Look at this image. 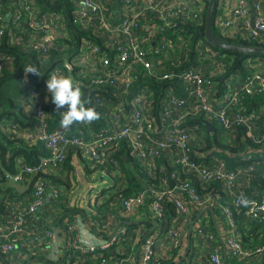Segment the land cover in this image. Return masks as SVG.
Here are the masks:
<instances>
[{
  "label": "built area",
  "instance_id": "obj_1",
  "mask_svg": "<svg viewBox=\"0 0 264 264\" xmlns=\"http://www.w3.org/2000/svg\"><path fill=\"white\" fill-rule=\"evenodd\" d=\"M5 1L0 0L2 13ZM15 1L17 8L9 17L13 32L7 35L8 44L21 52L36 53L43 65L51 49L57 52L65 49L55 42L52 34L70 37L69 28L63 26L65 11L57 8L53 12L33 13L35 0ZM115 1L71 0V20L82 33L75 52L63 55L51 73L38 82L39 87L29 83L26 86L25 94L33 101L36 123L21 128L13 124L10 133L15 139L18 134H29L34 144L43 145L45 155L33 165L18 157L14 172H0V203L5 207L4 222L0 223V256L5 258L4 264H12L20 248L34 258L43 253L57 258V253L64 250L58 264H133L135 257L136 264H160L159 242L169 236L168 248L180 251L183 219L193 212L219 207L222 197L214 189L206 195L198 193L190 178L182 176L185 168L202 182H220L223 191L231 196L233 207L245 204L244 222L258 223L264 234V197L247 200L238 184V180L249 182L259 172L255 164L230 169L216 153H204L200 144L204 134L192 125L197 118H203L210 129L220 127L224 138L237 126H244L249 135L260 114L245 115L242 98L264 94V59L248 58L249 73L244 78L238 74L230 76L221 96L220 82L207 74L206 69L222 66L225 56L213 50L204 38L181 31L184 24L196 27L205 24L209 0H120L123 14L120 17L113 15ZM36 8L38 11L40 6L36 4ZM25 16L27 22L23 21ZM214 16L213 27L224 37H235L233 26L239 22L243 29L239 32L247 40L264 43V0H252L251 6L247 0H235L231 7L218 0ZM4 34L0 27V39ZM13 66L14 57L0 53V77ZM53 72L71 76L81 86L82 93L86 90L87 95L91 94L92 104L101 110L103 119L98 129L86 123L63 129L59 122L51 127L43 94ZM164 81L165 87L155 85ZM60 112H57L59 117ZM122 149L127 150L130 161L150 179H156V161L166 159L167 168L177 169L166 173L162 165L159 172L165 178L160 179V186H146L126 199L107 203V197L115 190L97 196L96 204L105 203L108 207L105 213L90 209L89 214L82 212L71 216L72 219L64 218L66 235L61 242L55 224L57 215L52 213L50 218H45V212L54 209L57 212L56 206L71 207L72 201L64 202V198L72 192L65 186L58 187L54 176L72 153L82 162V166L76 164L72 168L77 181L85 179L86 166L120 185L122 167L114 156ZM250 160L254 162L249 155L243 158L245 163ZM169 180L174 181L173 188L169 187ZM86 181L90 183L87 177ZM20 184L31 187V193L22 198L5 193ZM167 204L172 205L176 215L169 222L165 219ZM144 205L148 208L153 232L139 241L142 232L130 230L123 223L139 215ZM220 208L228 256L238 261L261 256L264 240L258 248L246 247L239 236L232 208L228 205ZM202 226L197 232L205 233L210 243L208 263L222 264L215 235L205 232Z\"/></svg>",
  "mask_w": 264,
  "mask_h": 264
},
{
  "label": "trees",
  "instance_id": "obj_2",
  "mask_svg": "<svg viewBox=\"0 0 264 264\" xmlns=\"http://www.w3.org/2000/svg\"><path fill=\"white\" fill-rule=\"evenodd\" d=\"M36 4L40 6L42 10H48L49 12H53V10L57 8H63L65 11V20L63 22L64 27H68L70 31V37L68 39L62 38L61 43L65 46V49L61 52L54 51L51 49L49 51L48 59L45 64L41 65L40 60L37 58L36 53H25L17 50V48L8 44V37L5 33L0 39V53L10 54L14 57V66L10 69L4 70L2 76L0 77V172L9 171L14 172L15 161L18 157L24 159V161L33 165L38 162L39 158L45 155L44 147L41 143L29 144L25 143L19 139H15L10 137L1 127L2 121L5 119H9L11 117H15L17 122L21 124L22 127H31L36 121L33 117H28L24 114L22 107L19 105V101L23 97L24 90L20 88L21 78L23 80L24 67L28 65H35L40 70V76H33L28 74L29 83L31 85H36L35 87H39V81H43L53 70V68L57 65V63L61 60L62 56L65 54H72L75 52L77 48V43L80 37L82 36L79 28L72 22L70 10L72 7L71 0H56V1H45V0H35ZM39 8V9H40ZM38 9V12H39ZM215 18V16H214ZM181 31L183 33L192 34L194 36L204 38V25L200 27L193 26L191 24H184L181 27ZM213 32L218 39L238 43L248 46H262L264 47V43L247 40L243 33L239 32L237 37L227 38L221 35L218 29L214 26ZM212 48V47H211ZM222 55L225 56L224 62H221L222 66L219 68L207 67L206 73L212 76L216 82H220L219 84V94L222 96L224 91L226 90L225 81L232 75L238 74L240 78H244L249 73V68L247 67L246 60L248 58H263V55H255V56H244L238 53H230L223 52L221 50H217ZM161 87L166 86V81L161 82L159 84ZM160 88V87H159ZM84 98L91 101V94L87 95L86 90L83 91ZM158 93H156L157 95ZM22 95V97H21ZM155 95V96H156ZM243 109L245 115H250L251 113L260 114L259 119L253 123L250 136L248 135V131L244 126H237L236 128L231 130V134L229 139H227L226 144L222 145V137L223 130L220 127L211 126V129L206 126L203 118H197L192 122V125L200 129L204 134V139L200 142L202 145V151L206 154L216 153L219 154L222 159L225 160L228 167L230 169L248 165L250 163H254L255 167L259 171L255 174V176L249 181L238 180L239 186H241L245 191V199L247 200H255L264 196V94H260L255 96L254 98L243 97L242 98ZM94 107L91 101V104L88 105ZM95 108V107H94ZM49 113L51 120V127L58 124L60 122L61 117L58 116L55 105L50 101L49 106L46 108ZM262 110V111H261ZM97 112L100 113V119L91 123L93 129H98L103 124V119L101 116V110L96 109ZM217 150V151H215ZM219 151V152H218ZM263 154L260 155L259 152ZM251 156L249 162H243V158L245 156ZM118 163L122 167L123 178L121 180V189H115L116 184L114 183L115 191L107 197V203L121 199H126L132 195L139 193L146 186H160V179L165 178V174L163 172H159V168L164 165L167 172H172L177 168L169 169L166 167V159L156 161V179H150L149 176L142 170L136 163L130 161L128 157V152L126 149H122L118 154L114 156ZM68 160V159H67ZM67 162V161H66ZM66 164V163H65ZM70 168V165H68ZM87 175L94 170H91L89 167H86ZM108 173H111V169L107 170ZM95 172V171H94ZM182 176L186 178H190L192 183L194 184L198 193L202 194L205 190L214 189L218 193L222 195L220 198L219 207L215 206L213 210L219 214H221L220 206L228 205L233 210V219L236 224L237 218H240L241 221H244V211L245 204L239 207H233L231 202V196L223 191L222 184L218 181H211L209 183L202 182L200 179L196 177L193 172H189L187 168L182 171ZM115 179V178H114ZM112 180V179H111ZM113 181V180H112ZM116 182V181H113ZM203 191V192H202ZM7 194L12 195V198L22 197L21 195H17L11 188L7 189ZM31 193V187L25 192V194ZM254 195H253V194ZM252 194V195H251ZM166 213L165 219L166 221H171L176 215L174 213L173 207L171 204L166 205ZM4 205L0 203V223L4 222L2 213L4 212ZM99 213H105L107 210V205L101 204L96 207ZM192 208H190V211ZM63 213H77L78 211L69 208H65ZM142 213L146 218L149 219L148 208L146 205L141 207L139 215L142 216ZM194 213V212H193ZM199 214V213H195ZM74 215V214H73ZM143 216V218H145ZM130 220V219H129ZM253 225L254 229L259 231V238L256 247L250 248H258L261 246L262 241L264 240V234L261 225L258 223H249ZM151 221L141 220L139 224L132 223L127 225V228L130 230H134L143 226L144 232L140 235L139 241L143 239L145 236L149 234V229L151 228ZM153 227V226H152ZM242 227V226H241ZM239 229V228H238ZM242 229H239V232ZM242 233V232H241ZM242 242L246 246L245 238L242 237ZM180 258V255L177 251H170L169 257L167 259H163L160 261V264H174V259Z\"/></svg>",
  "mask_w": 264,
  "mask_h": 264
},
{
  "label": "crops",
  "instance_id": "obj_3",
  "mask_svg": "<svg viewBox=\"0 0 264 264\" xmlns=\"http://www.w3.org/2000/svg\"><path fill=\"white\" fill-rule=\"evenodd\" d=\"M224 1L226 3H228L229 7L233 6L235 3V0H221ZM251 2L252 0H247V3L249 6H251ZM17 8V2L15 0H7L5 1V11L4 13H2V11L0 10V27H2L4 33H6L7 35L11 32H13L12 29V25L10 22L9 17H11V14L14 12V10ZM36 8V4L35 7H33L32 12H43L44 10L41 11V8L39 9V12L35 11ZM121 10V3L120 0H116L114 5L112 6V11H113V15L120 17L123 14L120 13ZM250 19L252 20V11L250 12ZM27 16H25L23 18L24 22H27ZM242 26L241 23L236 22L233 26V36L237 37L238 36V32L241 31L242 32ZM59 35V36H58ZM50 38H51V33L49 34ZM52 36L55 38V42L57 44H62L61 40L64 37H61V35L59 33H53ZM63 45V44H62ZM23 81L22 83L24 84V86L22 87L21 90H24V94L23 97L21 95V100L19 101V105L22 107L24 114H26V116L28 117H33V111H32V103L33 101H31L30 99L27 98L26 94H25V90H26V86L29 83V79L27 77V83L24 82V78H25V73L23 74ZM30 84V83H29ZM24 88V89H23ZM39 89V88H38ZM51 101V96L48 93V91L46 90L43 94V103H44V109L46 110V108L49 106ZM47 111V110H46ZM17 125L19 128H21V124H19L16 120L15 117H11L9 119H5L2 121V129L10 136L13 138V135L10 133V129H11V125ZM19 140L25 142V143H29V144H34V142L30 139L29 134H18V138ZM217 151V150H215ZM219 152V151H218ZM218 157H221L219 154H216ZM222 158V157H221ZM81 165L82 162L79 161V159L77 158L76 155H73L72 153L69 154L68 156V160L65 164V166L63 167L62 170H60L58 172V174L56 176H54L55 179V184L58 187H63L65 186V188H70L71 192L76 194L77 192L79 193V198L83 199V193L84 190L87 188V181L86 179L84 180H79L78 183H73V181L71 180V172L69 171L71 168H73V165ZM70 165V168L69 166ZM85 165V164H84ZM82 166V165H81ZM69 168V169H68ZM86 168V166H85ZM81 182V183H80ZM82 183H84V185H82ZM114 183H119L118 181L114 182ZM113 183V185H115ZM67 185H69L70 187H67ZM92 186L91 182L88 185L87 189H90L89 187ZM17 195H21L22 197L25 196V192H27L28 190V186L24 185V184H20V185H13L12 187H10ZM118 190L121 189V186L119 185ZM202 191L204 195L208 194L209 191L211 189L205 190L204 188H202ZM70 191V190H69ZM253 194V193H252ZM251 194V195H252ZM254 195V194H253ZM21 197V198H22ZM264 197V196H262ZM261 198V197H260ZM77 206H78V201H77ZM54 207V206H53ZM57 208V212L55 211V209L51 212H45V218H50L52 213H55V215H57L55 217V224L56 227L58 228L59 231V236L61 239V242L65 241V229H64V218H71V216L76 215L78 213L82 214V211L78 208H76L73 205V201L71 204V209L78 211L77 213H63V209H61L62 207H55ZM210 208V207H209ZM206 208V209H209ZM212 211L211 212H206V213H202L199 212V214H195V213H191L186 219H183V221L181 222V230H182V235H183V244L182 247L180 249V251H177L178 254L180 255V258H175L174 259V264L178 263L181 258L183 257V255L185 254V252L187 251V245H188V230L190 225L192 224V222L199 217V219L195 222L194 226L192 227V231H191V237H190V249L187 253V256L184 258V260L180 263V264H209L207 261V255H208V250L210 247V243L207 241L206 238V234H198L197 229L202 225H204L203 229L205 230V232H209L212 233L213 235H215V240L216 243L218 244V246L221 249V258H222V264H264V253L259 256H254L249 260L246 261H238L236 259H232L228 256L227 250L225 248V243H224V239H225V228H224V224L219 216V214H217L213 208H211ZM215 209V208H214ZM57 213V214H56ZM83 214L85 215V212H83ZM54 215V216H55ZM141 215V214H140ZM137 215V216H131L127 221H135L137 224H139L141 222V220H150L145 217V215L142 213V216ZM143 216L145 218H143ZM124 224V223H123ZM127 226V225H126ZM236 226L237 229L241 228L242 231L239 232V236L242 239V237L245 238L246 241V247L250 248V247H256L257 243H258V239H261V236L259 238V231L257 229L253 228L252 224L246 223L244 221H241L240 218H237V222H236ZM242 226V227H241ZM144 227L140 226L139 228L134 229L135 231H140V232H144ZM153 232V227L151 225V228L149 229V234H152ZM242 232V233H241ZM148 234V235H149ZM168 242H169V236H165L163 238L162 241L159 242V249H158V254L159 257L163 260V259H167L169 257V253H170V249L168 248ZM58 255H56L55 257L57 258H49L48 255H46L45 253L41 254V256L39 257H32V256H28L25 254L24 249L20 248L17 251V255L15 256V259L13 261L12 264H27L29 262L35 261L36 264H58L64 256V250L59 253H57ZM17 260L19 262H17ZM5 258L0 256V264H4ZM137 258L135 257L134 259V263L136 264Z\"/></svg>",
  "mask_w": 264,
  "mask_h": 264
},
{
  "label": "clouds",
  "instance_id": "obj_4",
  "mask_svg": "<svg viewBox=\"0 0 264 264\" xmlns=\"http://www.w3.org/2000/svg\"><path fill=\"white\" fill-rule=\"evenodd\" d=\"M25 78L27 83L28 74L40 76V70L35 65L24 67ZM46 88L51 96V101L55 105L56 111L60 112V127L63 129L70 128L73 124H91L99 120L100 113L94 107L88 106L91 101L84 98L81 86L74 81L71 76H65L58 72H53L46 81ZM44 114L41 113L40 117ZM245 202L246 201H242Z\"/></svg>",
  "mask_w": 264,
  "mask_h": 264
},
{
  "label": "water",
  "instance_id": "obj_5",
  "mask_svg": "<svg viewBox=\"0 0 264 264\" xmlns=\"http://www.w3.org/2000/svg\"><path fill=\"white\" fill-rule=\"evenodd\" d=\"M217 2L218 0H209L208 5H207V10H206V15H205V24H204V39L208 43V45L211 46L212 48L221 50L223 52L238 53L244 56H255V55L264 56V47L262 46H248V45H243V44H238V43H232V42L218 39L215 36L213 32V24H214V15H215L216 8H217ZM251 26L254 27L253 22L251 23ZM209 128L210 127H208V129ZM173 186H174V181L169 180V187L173 188ZM211 211H212L211 208L205 209L202 211L201 214L206 213V212H211ZM198 219L199 217H197L189 227L187 251L181 258V260L175 264H180L184 260V258L187 256V253L190 249V237H191L192 227L194 226L195 222ZM132 223L134 224L136 222L135 221H125L124 225H130Z\"/></svg>",
  "mask_w": 264,
  "mask_h": 264
},
{
  "label": "rangeland",
  "instance_id": "obj_6",
  "mask_svg": "<svg viewBox=\"0 0 264 264\" xmlns=\"http://www.w3.org/2000/svg\"><path fill=\"white\" fill-rule=\"evenodd\" d=\"M22 81L23 80L21 78V81L19 83L21 89L24 86ZM221 138L224 139L225 141H227V139H229L227 137L226 138L220 137V139ZM224 140H222L223 141L222 145L226 144V142ZM69 171L71 172V176H72L71 180L73 181V183H75V182L78 183V181L76 180L75 176L72 173L73 172L72 168ZM93 172L94 171H92L90 173L91 174L90 176L87 175V174L85 176V179L87 177V179L90 180L91 185H93L94 187H93V189L89 190V189H87L88 185H89V182L86 183L88 185H87V188L84 190V193H83V196H85L84 199L79 198V193L78 192L76 194L72 193L71 195H68V198H64V202L69 203V202L73 201V205L76 208H78L77 201L79 200L80 210L82 212H85L86 214L90 213V209H96L95 206L99 205V203L96 204V197L97 196L101 197V196L107 195L108 193H111V192H113L115 190L113 182H112V180L109 177L101 176L98 171L95 172V173H93ZM82 185H84V183H82ZM117 186H119V185H117ZM120 186H121V184H120ZM67 187H70V186L67 185ZM65 208H69V207H63L62 206L63 210ZM107 209H108V207H107Z\"/></svg>",
  "mask_w": 264,
  "mask_h": 264
}]
</instances>
